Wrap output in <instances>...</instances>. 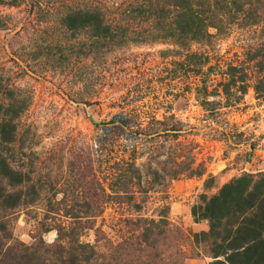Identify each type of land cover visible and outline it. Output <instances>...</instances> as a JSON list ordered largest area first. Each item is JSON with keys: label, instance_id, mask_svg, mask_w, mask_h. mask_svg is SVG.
Listing matches in <instances>:
<instances>
[{"label": "rangeland", "instance_id": "374dc122", "mask_svg": "<svg viewBox=\"0 0 264 264\" xmlns=\"http://www.w3.org/2000/svg\"><path fill=\"white\" fill-rule=\"evenodd\" d=\"M1 193L26 246L264 264V0H0Z\"/></svg>", "mask_w": 264, "mask_h": 264}, {"label": "trees", "instance_id": "16d2710c", "mask_svg": "<svg viewBox=\"0 0 264 264\" xmlns=\"http://www.w3.org/2000/svg\"><path fill=\"white\" fill-rule=\"evenodd\" d=\"M113 124V122H110ZM179 129L162 130L160 134H178ZM19 201V197L10 193L0 194V264H95L98 254L93 247L76 242L66 246L30 245L16 242L9 231V216ZM11 203V204H10ZM67 259H63V258Z\"/></svg>", "mask_w": 264, "mask_h": 264}, {"label": "clouds", "instance_id": "9594fccd", "mask_svg": "<svg viewBox=\"0 0 264 264\" xmlns=\"http://www.w3.org/2000/svg\"><path fill=\"white\" fill-rule=\"evenodd\" d=\"M54 235V234H53Z\"/></svg>", "mask_w": 264, "mask_h": 264}]
</instances>
